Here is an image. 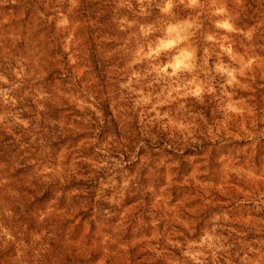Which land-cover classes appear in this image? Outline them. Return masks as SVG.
Here are the masks:
<instances>
[{"label":"trees","instance_id":"obj_1","mask_svg":"<svg viewBox=\"0 0 264 264\" xmlns=\"http://www.w3.org/2000/svg\"><path fill=\"white\" fill-rule=\"evenodd\" d=\"M59 12L68 17L66 27H57ZM115 15L113 0H77L75 5L70 0H0V71L14 81L12 71L18 62L15 50L20 46L31 52L29 58L37 63L35 70H44L33 82L9 93L15 104H5L0 97V114L7 117L0 124V181L4 183L0 198L9 187L20 193L23 198L13 207L17 213L16 225L26 237L25 243L30 242L32 234H43L50 238L47 248L69 253L66 264L97 262L104 247L96 246L95 242L99 243L104 235H108L107 241L111 243L117 236L121 238L119 241L128 240L126 260L130 264H196L164 238L158 241L157 247L146 240L144 233L135 230L142 222L124 218L104 187L107 174L99 166L103 154L110 153L116 143H119L117 148L128 153L137 146L132 142L123 146L121 137L114 134L124 127L118 121L119 113H115L118 107L106 91L110 66L116 64L112 53L117 52L121 40ZM84 66L97 74L99 89L82 83L79 70ZM93 100L95 111L87 107L81 111L77 106V101L90 104ZM13 118L29 121V127L15 125L9 130L5 125L11 124ZM150 141L140 147L138 161L142 156L149 158L150 154L154 157L165 152L174 159L196 152L202 154L209 146L201 144L196 150L185 147L181 154L182 144L168 141L164 134L158 136L156 146ZM41 164L64 167L65 181L34 182L28 188V177ZM146 171L143 169L140 176L145 177ZM136 184L129 204L147 201L146 197L142 198L141 182ZM204 216L191 228L193 234L190 230L177 229L180 235L172 239L174 243L187 250L192 242L199 241L204 227L216 226L211 232L224 238L221 241L227 251L217 252L215 264L231 261L239 264L249 247H258L264 241V212L254 214V223L246 225H238L236 221L225 223L223 218L215 224L214 216ZM133 240L136 242L132 243ZM153 248L161 255L157 256ZM13 255L11 249L0 252V264H11ZM205 264H213L211 257Z\"/></svg>","mask_w":264,"mask_h":264},{"label":"rangeland","instance_id":"obj_2","mask_svg":"<svg viewBox=\"0 0 264 264\" xmlns=\"http://www.w3.org/2000/svg\"><path fill=\"white\" fill-rule=\"evenodd\" d=\"M113 1L115 21L121 40L117 52L112 55L115 54V65L121 67L110 66L111 72L106 79L108 83L106 91L110 99H113L114 106L118 107L115 113H119L118 121L121 126H125L126 120H131L133 125L138 124L140 117L137 113L135 118H131L127 113L130 102L124 100L122 94H127L128 89H121L120 85L126 83L133 72L143 76L151 69L149 60L141 59L136 55L141 47L147 51V44L154 39L139 35L141 24L145 27L151 25L156 30L155 35H163L169 23L179 24L186 19L195 21L198 27L190 30L195 35L188 44L196 50L198 65L196 75L204 82L205 88L210 86L216 91L212 95L206 92L203 103L189 97L159 109L161 113L170 112L173 118L178 117L183 122L197 125L199 130H204L203 136L199 135V130L197 132L201 144L209 145L204 153L196 152L174 159L173 155H167L165 152L154 157L150 154L149 158L142 156V160L138 161L140 147L138 151L136 146L133 152L128 153L122 152V148H117L119 143H116L110 153L103 154L99 166L106 170L108 182L104 183V186L108 185L105 188L111 194V201L118 205L124 218L138 219L139 224L142 222L135 230L139 229L141 234L144 233L145 239L154 242L155 247L160 244L158 241L161 238L174 243L172 239L180 235L176 232L177 229L190 230L193 234L191 228L203 215L214 216L215 224L221 222V218L225 223L236 221L239 222L238 225L253 224V215L264 212V24L259 23L258 15L243 19V23L239 26L245 30L253 29L251 39L215 28V21L221 18L214 14L216 8L226 5L231 7L233 0H201V4L196 9L186 8L177 0V6L168 15L162 14L155 4L141 15L137 0ZM208 35H213L216 39L208 41L206 39ZM221 44L225 47L232 46L235 59L223 52ZM24 48L25 46H20L15 50V59L18 61L15 67L16 70L24 73L23 80L19 81L15 77L9 85H4L5 88L6 86L11 88L16 83H20L22 87L26 86L44 71L35 70L34 66L37 63L35 59L32 62L29 58L31 52ZM3 49L7 52L5 47ZM20 56H24L25 59ZM160 59L167 62L166 56ZM136 60L140 62L134 63ZM249 60L253 63L250 67L244 68V75L241 76L238 72L239 85H227L228 77L215 72L217 63H223L229 69L239 70ZM84 72L88 73L84 75ZM79 76L82 77L84 85L88 83L93 85L95 90L99 89V79L91 69L88 70L84 66L79 70ZM133 87L138 85L134 82ZM13 89L10 92H14ZM229 102L237 103L241 112L228 113L225 105ZM180 103L185 104V109L178 112ZM209 126L215 137L206 139L208 133L205 129ZM158 129L159 125L151 129L152 135L157 139L159 135L164 134L168 141L176 142L175 136ZM149 140L150 137H145L143 144ZM122 145L124 146L123 143ZM185 147L188 146L182 144L181 154L184 153ZM189 149L196 150V147ZM133 155L135 159L132 158ZM143 169H147L145 177L140 176ZM126 179L130 180V184L124 189L122 186ZM139 181L142 184V198L146 197L147 201L129 204L137 186L135 182L139 183ZM128 192L130 196H127ZM232 205L237 206L236 209ZM204 229L199 235V241H194L190 245H199L205 237L218 238L211 232L216 226L211 229L204 227ZM107 237L108 235H104L99 243L95 242L96 246L104 247V252L94 264H130L126 260L128 240L119 241L121 238L117 236L111 243L107 241ZM135 242L136 240H133L132 243ZM219 244H222L221 240L217 246ZM191 250L195 254L199 248L194 246ZM239 264H248V262L242 258Z\"/></svg>","mask_w":264,"mask_h":264},{"label":"clouds","instance_id":"obj_3","mask_svg":"<svg viewBox=\"0 0 264 264\" xmlns=\"http://www.w3.org/2000/svg\"><path fill=\"white\" fill-rule=\"evenodd\" d=\"M76 2L77 0H70V3L73 5ZM137 2L140 5L141 15L153 4L164 15L171 13L177 6V0H159V3H157V0H137ZM178 3L186 8L196 9L201 4V0H178ZM214 14L217 17H221L215 21V28L225 33H237L246 39H251L253 29L249 28L245 30L239 24L243 23L244 18L257 15L259 23L264 24V0H233L231 7L226 5L225 7L216 8ZM41 15L44 16L45 13H41ZM68 24V17L59 12L57 27L63 28ZM197 27L195 21L186 19L179 24L169 23L164 29L163 35H155L156 30L153 26L149 25L145 27L143 24L139 26V35L141 37H154L153 42L147 44V51H145L144 47H141L136 54L141 59L149 60L151 62V69L143 76L138 72H133L132 77L126 83L120 85L121 89H128L127 94H122V98L130 102V107L126 110L127 113L130 114L131 118H135L137 113H139L140 117L138 124L133 125L131 120H126L123 131L117 129L116 133H114L121 137L124 145L132 142L137 145L138 151L139 147L144 146V138L150 137L152 145L156 146L157 138L155 135H152L151 129L159 125L158 130L175 136L178 144H185L193 148L201 146L202 142L197 138L199 126L185 123L178 117L173 118L170 112L161 113L159 111L164 105H171L174 101L186 100L189 97L203 103L206 92L212 95L216 91L215 88L210 86L205 88L204 82L196 75L198 69L197 54L196 50L191 48L188 42L195 35L190 30ZM206 39L214 41L216 38L213 35H208ZM220 47L230 58L235 59L231 45L225 47L224 44H221ZM141 54L143 55L141 56ZM162 56L167 57V62L160 59ZM139 62L140 60L134 61V63ZM252 63L253 61L249 60L239 70L235 68L229 69L223 63H217L215 72L228 77L227 85H239L240 81L237 79L238 72L239 75H244V68L250 67ZM12 75L17 80L22 81L24 73L21 70L13 69ZM134 82L138 87H133ZM9 84L8 75L4 71H0V97L3 98L5 104H15V100L11 99L9 93L12 88L20 87V83L13 84L11 88L3 87V85ZM40 98L44 99V96L41 95ZM94 103V100L90 104H85L84 101H77V106L81 108V111L85 107L95 111L93 107ZM184 109L185 104L180 103L177 111L179 112ZM225 109L228 113L239 114L241 112V109L237 107V103L233 102L227 103ZM153 113L155 115H152ZM6 119V115L0 114V124H4ZM84 124L87 125L88 120H85ZM15 125H22L27 129L29 121L13 118V122L5 126L11 130ZM205 130L208 133V136L205 137L206 139L215 137V133L210 126ZM218 131L219 129H217ZM199 135L203 136L204 130H199ZM132 158L135 159V156L133 155ZM76 162L74 158L73 164ZM65 179L66 169L64 167L41 164L37 165L34 174L28 177L26 186L31 188L34 182L36 184H43L56 180L63 183ZM129 184L130 180L126 179L122 187L127 189ZM3 187V181H0V188ZM56 187L58 188V185ZM104 187H108V185ZM56 194L59 196V191ZM72 194H76L74 190ZM22 198L23 196L11 187L6 189V195L0 198V252L12 250L14 255L11 257V264H66L65 257L69 253L66 250L57 252L56 250L47 248L46 245L50 242V238L44 237L43 234H32L30 242L25 243L26 237L21 235L15 222L17 213L13 207L16 201ZM41 219L43 220L44 217L42 216ZM223 239V237H205L199 245H190L188 250H183L182 245L178 242L173 243L169 240L168 243L173 244L175 248L181 249L182 256L194 260L196 264H205V261L209 257H211L213 264H215L217 252L222 250L227 251L224 248V244L217 246L219 240ZM194 246L199 248V251L195 254L191 250ZM152 251L156 252L157 256L161 255V252L157 251L156 248H153ZM243 259L247 260L248 264H264V241L258 247H249Z\"/></svg>","mask_w":264,"mask_h":264}]
</instances>
